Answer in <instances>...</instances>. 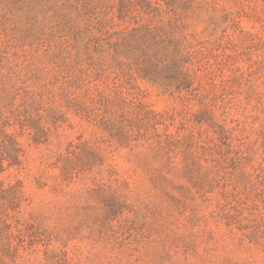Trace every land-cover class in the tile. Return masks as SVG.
<instances>
[{"label": "rangeland", "instance_id": "rangeland-1", "mask_svg": "<svg viewBox=\"0 0 264 264\" xmlns=\"http://www.w3.org/2000/svg\"><path fill=\"white\" fill-rule=\"evenodd\" d=\"M202 1L200 14L115 19L111 32L171 29L200 68L187 101L130 81L166 120L160 140L127 145L101 125L115 117L53 85L49 35L73 0H0V120L22 150L0 174L18 192L17 207L0 194V264H264V0ZM17 87L43 92L41 105L13 99ZM28 116L41 131L17 123Z\"/></svg>", "mask_w": 264, "mask_h": 264}, {"label": "trees", "instance_id": "trees-1", "mask_svg": "<svg viewBox=\"0 0 264 264\" xmlns=\"http://www.w3.org/2000/svg\"><path fill=\"white\" fill-rule=\"evenodd\" d=\"M153 1L154 6L149 0H118L117 3L115 0H73L68 5L69 13L53 26L56 32L49 35V41H54L56 47L51 63L56 69L53 85L61 83L59 95L69 98L70 103L79 106L87 115L102 111L115 117L112 121L101 120V125L117 144L130 145L152 138L160 140L157 127L166 120L163 114L146 109L138 101L134 89L129 87L130 81L141 79L150 82L160 87L162 93L176 95L181 101H187L188 96L197 91L193 84L200 68L193 62L195 53L174 39L171 29L152 26L151 21H147L130 29L111 32L115 19L123 22L126 18L134 20L133 14L150 16L163 8L173 17L188 16L200 14L204 8L202 0ZM56 16L54 14L52 18ZM99 81L104 88L97 86ZM44 93L52 97L56 95L48 85L44 86ZM17 97L23 98L26 107L33 109L41 105L36 104L35 99L42 102L43 92L34 93L17 87L13 91V99ZM52 119L57 122L56 118ZM17 123L20 126L35 125V130L41 131L33 117L18 119ZM124 123L135 127L136 132L126 131L121 126ZM12 125L9 118L0 120V174L21 163L19 143L16 137L5 131ZM141 129H144V134ZM74 170L77 169L63 167V172L70 175ZM84 170L82 168L81 171ZM2 187L0 182V194L12 195L10 205L17 207L16 187L1 190Z\"/></svg>", "mask_w": 264, "mask_h": 264}]
</instances>
